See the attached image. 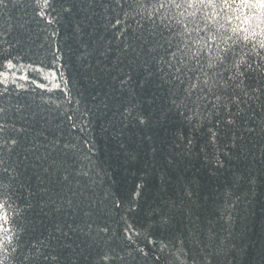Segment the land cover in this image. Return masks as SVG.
I'll use <instances>...</instances> for the list:
<instances>
[{"label":"trees","instance_id":"trees-1","mask_svg":"<svg viewBox=\"0 0 264 264\" xmlns=\"http://www.w3.org/2000/svg\"><path fill=\"white\" fill-rule=\"evenodd\" d=\"M17 2L0 3V51L11 47L39 52L41 44L59 46L63 80L73 98L67 103L61 92L45 93L23 80L17 84L26 91L11 86V96H0V107L18 106L31 118V124L17 121L18 128L21 123L28 128L21 134L20 148H0V184L10 189L17 213L30 221L23 234L28 246L42 240L46 254L59 256L42 264H98L100 250L122 244L121 217L140 228L157 221L153 231L175 248L183 247L187 264H264L260 101L240 106L244 119L234 146L229 130L215 150L205 130L190 136L186 122L167 111L166 89L152 80L145 83L146 73L138 74L143 69L129 68L135 53L127 46L147 34L146 21L125 17L116 0H50L51 7L44 8L36 6L41 0H23L27 7H17ZM125 72L133 79L122 85ZM129 101L148 116V126L121 123L114 115ZM252 128L255 131H249ZM188 139L193 140L191 146ZM142 182L136 213L114 206L113 201L126 199ZM43 188L59 192L56 204L46 195H33ZM158 209L171 217L164 229L158 225ZM105 226L111 231L101 232ZM137 243L133 237L132 247ZM24 251L27 254V248ZM170 259L162 254L155 264ZM0 261L17 264L8 251L0 253ZM128 264L152 261L135 257Z\"/></svg>","mask_w":264,"mask_h":264},{"label":"snow or ice","instance_id":"snow-or-ice-1","mask_svg":"<svg viewBox=\"0 0 264 264\" xmlns=\"http://www.w3.org/2000/svg\"><path fill=\"white\" fill-rule=\"evenodd\" d=\"M15 6L27 7L23 0H18ZM36 6L51 7L50 0H41ZM116 7L125 17H138L150 25L146 35L141 33L135 37V46H127L135 53L129 68L132 71L143 69V73L138 74L146 73L145 83L152 80L158 88L166 89L167 111L175 112L186 122L190 136L205 130L216 150L219 140L231 130L234 146L236 132L244 119L240 106L255 100L260 101L264 109L261 99L264 97V0H125L124 3L116 0ZM115 23H121L119 17ZM140 27L145 25L140 24ZM40 48L42 51L39 52L11 47L0 51V89L3 90L0 96H11V86L26 91L17 84L23 80L45 93L59 91L65 102L72 103L71 89L63 80V49L52 43L41 44ZM123 76L126 79H121L122 85L133 79L131 72H125ZM129 92L134 96L131 87ZM16 94L19 95V91ZM138 109L139 105L129 101L121 103L114 115L120 117L121 123L135 121L148 126V116ZM17 121L31 124V118L18 106L10 108L5 104L0 107V139L3 140L0 148L9 152L21 147V134L28 131L25 123L18 128ZM260 124L264 125V117ZM249 131H255V128ZM192 143L193 140L188 139V145ZM83 158L88 159V154L85 153ZM4 173H8V167L4 168ZM67 178L65 175L64 179ZM161 180L163 182V177ZM48 182L55 183L50 179ZM144 187V182L136 185L126 199L113 201L114 206L123 205L129 214L136 213ZM187 194L191 196V192ZM33 195H46L52 204H56L60 194L43 188ZM18 207L10 189L0 184V253L8 251L17 264L58 260V255L45 253V241L38 240L30 247L24 241L23 234L28 231L30 221L17 213ZM157 214L158 225L164 229L170 224L171 217L163 209H158ZM121 220L122 244H109L106 250H100L98 264H128L129 259L135 260V257L146 258L155 264L162 254L171 258L167 264H187L183 247L175 248L153 231L157 221L147 228H140L134 220L124 217ZM100 231L110 232L111 229L105 226ZM133 237L140 242L134 248Z\"/></svg>","mask_w":264,"mask_h":264}]
</instances>
